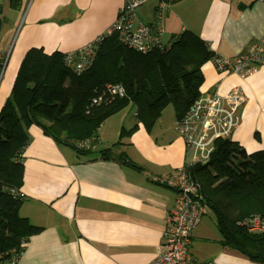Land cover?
<instances>
[{
    "label": "crops",
    "instance_id": "crops-1",
    "mask_svg": "<svg viewBox=\"0 0 264 264\" xmlns=\"http://www.w3.org/2000/svg\"><path fill=\"white\" fill-rule=\"evenodd\" d=\"M128 1L21 0L17 10L10 3L1 9L0 54L7 52V59L0 91L8 63L17 50L20 54L14 73L4 82L0 109L27 50L41 49L51 55L89 46ZM136 17L158 32L167 48L179 34L189 31L213 55L226 58L244 54L264 37V0H147L137 8ZM201 73V95L222 96L234 87L243 92L239 124L230 141L247 153L264 149V64L240 78L217 71L210 59ZM125 108L103 122L96 154L79 155L56 143L42 128L29 126V143L22 153L19 215L41 230L26 241L17 264H147L162 251L167 213L177 192L153 177L171 176L176 169L188 167L190 158L175 129L172 107L148 131L134 119L133 106L126 109L133 118ZM133 127L119 150H110L120 130ZM208 213L207 207L190 234L192 263L264 264L222 246L213 215L212 220H204Z\"/></svg>",
    "mask_w": 264,
    "mask_h": 264
},
{
    "label": "trees",
    "instance_id": "trees-1",
    "mask_svg": "<svg viewBox=\"0 0 264 264\" xmlns=\"http://www.w3.org/2000/svg\"><path fill=\"white\" fill-rule=\"evenodd\" d=\"M9 3L17 10L21 0ZM1 28L0 18V35ZM212 56L205 42L189 31L179 34L170 48L163 44L158 53L144 55L121 45L116 35L106 37L96 45L91 67L82 73L65 64L64 54L27 50L0 109V264L21 256L26 241L41 230L19 215L22 153L29 143V126L36 125L56 143L86 154L73 141L96 137L100 122L128 104L147 131L166 107L171 106L179 120L200 96L201 67ZM5 60L0 54V74ZM106 84L123 86L127 97L93 104ZM187 171L200 185L221 245L264 262V232L251 234L238 225L252 216L264 223V149L247 153L229 137L219 139L206 164H193Z\"/></svg>",
    "mask_w": 264,
    "mask_h": 264
},
{
    "label": "built area",
    "instance_id": "built-area-1",
    "mask_svg": "<svg viewBox=\"0 0 264 264\" xmlns=\"http://www.w3.org/2000/svg\"><path fill=\"white\" fill-rule=\"evenodd\" d=\"M11 0H0V9ZM147 0H130L119 11L116 20L105 33L97 37L88 50H77L64 54V61L74 73H82L92 65L96 45L104 38L116 35L119 43L141 55L156 54L162 50L160 34L137 21L136 10ZM169 3L171 0H157ZM211 62L221 73H234L240 78L255 72L264 64V37L253 44L248 50L234 58L213 55ZM123 86L106 84L103 92L93 99V104H99L103 99L111 102V97L125 98ZM111 99V100H110ZM244 103L243 92L234 87L225 95L213 93L200 95L188 108L184 116L175 125L184 140L187 155L190 158L188 166L203 165L213 152L214 143L219 139H227L239 124V110ZM77 145V144H76ZM81 150L82 146L77 145ZM154 182L165 185L177 192V198L167 213L166 229L163 232L162 251L147 264H205L192 263L189 259L188 245L191 232L198 226L202 216L207 211L205 199L197 183L186 168H178L166 178H154ZM249 233L264 232V223L258 216L238 223ZM20 255L9 257L1 264H17Z\"/></svg>",
    "mask_w": 264,
    "mask_h": 264
},
{
    "label": "rangeland",
    "instance_id": "rangeland-1",
    "mask_svg": "<svg viewBox=\"0 0 264 264\" xmlns=\"http://www.w3.org/2000/svg\"><path fill=\"white\" fill-rule=\"evenodd\" d=\"M30 0H27V2H29ZM167 1V0H166ZM5 7H8V4H5V5H3L2 6V8L1 9H3V8H5ZM6 12V11H5ZM3 27L4 28H6V22L4 21L3 22ZM108 29V28H107ZM106 29V30H107ZM106 30L104 31V33L106 32ZM102 42V41H101ZM100 43V42H99ZM5 55V59H7V52L4 54ZM5 62H6V60H5ZM91 67V66H90ZM4 68H5V66H4ZM3 68V69H4ZM3 75V70H2V73H1V76ZM127 97V96H126ZM125 97V98H126ZM119 99H121V98H119ZM112 102V101H111ZM110 102H108L107 104H109ZM125 107H121V109L119 110V111H121L122 109H124ZM171 107H167V108H165L164 110H163V113L161 114L162 116H164V117H166V115H167V113H169L170 111H171V109H170ZM126 109H128V110H132V106H131V104H128L127 105V107L125 108V112H127V110ZM119 111H117V112H119ZM116 112V113H117ZM116 113H114V114H116ZM114 114H112V115H114ZM127 114H128V117L129 118H133L132 116H131V112L129 111V112H127ZM112 115H110V116H108L107 118H105V119H103L101 122H100V125H99V127L97 128V131H96V137H94V136H92V137H89L88 139H85V140H74L73 141V143L74 144H77V145H79V146H82L81 148H83V150H80V151H86L87 153L86 154H79V155H87V154H96L97 153V151H98V149H99V147H100V143H99V141H100V139H99V131H100V128L102 127V125H103V122L106 120V119H108V118H110ZM161 115H160V117H161ZM128 117H127V119H128ZM160 117L157 119V121L160 119ZM116 119H118V116L116 117ZM134 119H136V117H134ZM133 120V119H132ZM132 120H129V121H132ZM157 121H155V123L153 124V126L156 124V122ZM177 121L178 120H176V122H175V125H176V123H177ZM139 122V121H138ZM152 126V127H153ZM134 128V127H133ZM132 129V128H131ZM124 129H121L120 130V132H119V136H118V138H117V142L116 143H114L113 145H112V147L110 148V150H112L113 149V147H116L115 148V150L113 151V152H115V151H117V150H119V148L122 146V141L123 140H126V138H127V136L128 135H130L131 133H129L130 132V129L129 130H125V132H122ZM177 131V130H176ZM177 134L179 135V133H178V131H177ZM95 135V134H94ZM180 136V135H179ZM181 137V136H180ZM99 140V141H98ZM113 140H116V138H113ZM109 150V149H108ZM106 151L107 150H104V152L102 151L101 152V155L104 153H106ZM154 178H156V177H154ZM209 215V216H208ZM208 215H206V217L204 218V220L205 219H207V220H212V215L211 214H209L208 213ZM252 234V233H251Z\"/></svg>",
    "mask_w": 264,
    "mask_h": 264
},
{
    "label": "bare ground",
    "instance_id": "bare-ground-1",
    "mask_svg": "<svg viewBox=\"0 0 264 264\" xmlns=\"http://www.w3.org/2000/svg\"><path fill=\"white\" fill-rule=\"evenodd\" d=\"M31 2V0L29 1ZM89 49V46H85L83 48L80 49V51H83V50H88ZM19 54H20V51L17 50L15 53H14V56L12 57V59L10 60V62L8 63L7 65V71H6V74L8 76H5V80L4 82L6 81V79L11 76V74L14 73L15 71V68H16V65H17V60H18V57H19ZM2 81V89L0 91V99H2L3 95L5 94V91H4V86H5V83Z\"/></svg>",
    "mask_w": 264,
    "mask_h": 264
},
{
    "label": "water",
    "instance_id": "water-1",
    "mask_svg": "<svg viewBox=\"0 0 264 264\" xmlns=\"http://www.w3.org/2000/svg\"><path fill=\"white\" fill-rule=\"evenodd\" d=\"M4 70V69H3ZM2 73V72H1ZM0 78H1V74H0Z\"/></svg>",
    "mask_w": 264,
    "mask_h": 264
},
{
    "label": "clouds",
    "instance_id": "clouds-1",
    "mask_svg": "<svg viewBox=\"0 0 264 264\" xmlns=\"http://www.w3.org/2000/svg\"><path fill=\"white\" fill-rule=\"evenodd\" d=\"M201 95V94H200ZM187 169V166L185 167Z\"/></svg>",
    "mask_w": 264,
    "mask_h": 264
}]
</instances>
